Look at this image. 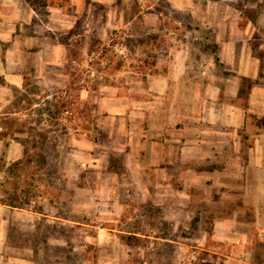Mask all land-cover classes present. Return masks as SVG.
Masks as SVG:
<instances>
[{"label": "rangeland", "instance_id": "obj_1", "mask_svg": "<svg viewBox=\"0 0 264 264\" xmlns=\"http://www.w3.org/2000/svg\"><path fill=\"white\" fill-rule=\"evenodd\" d=\"M81 2L99 6L100 37L84 36L70 48L66 85L30 95L36 106L0 115V264H223L209 234L214 207L205 203L200 179L175 185L172 208L169 186L127 182L124 156L111 159L113 182L106 171L98 183L86 152L100 139L93 129L102 125L104 87L122 94L136 80L168 72L173 53L184 48L201 89L204 69L222 65L219 24L243 19L262 26L264 0ZM263 42L261 27L251 45L264 61ZM60 91L72 101L67 110L54 105ZM162 196L166 203L157 204Z\"/></svg>", "mask_w": 264, "mask_h": 264}, {"label": "crops", "instance_id": "obj_2", "mask_svg": "<svg viewBox=\"0 0 264 264\" xmlns=\"http://www.w3.org/2000/svg\"><path fill=\"white\" fill-rule=\"evenodd\" d=\"M81 1L0 0V115L36 106L30 95L66 85L70 48L84 36L100 37L99 6ZM219 27L223 66L204 69L201 89L184 48L173 53L168 72L136 80L122 94L104 87L102 125L93 129L100 139L86 155L98 183L114 172L113 156H124L127 182L169 186L172 205L177 183L200 179L223 264H264V61L251 45L264 23L226 19Z\"/></svg>", "mask_w": 264, "mask_h": 264}, {"label": "trees", "instance_id": "obj_3", "mask_svg": "<svg viewBox=\"0 0 264 264\" xmlns=\"http://www.w3.org/2000/svg\"><path fill=\"white\" fill-rule=\"evenodd\" d=\"M67 92L65 91H60V94L56 100V103L54 104L55 107H57L58 105H60V109H63V110H67L66 108H68V106H70V104H72V101H70L67 97H65L67 94ZM28 154L27 152V149L25 147V156ZM28 160V159H27ZM43 162L45 161L44 158H42ZM11 205V203H9Z\"/></svg>", "mask_w": 264, "mask_h": 264}]
</instances>
